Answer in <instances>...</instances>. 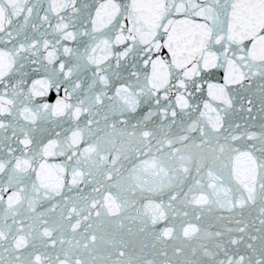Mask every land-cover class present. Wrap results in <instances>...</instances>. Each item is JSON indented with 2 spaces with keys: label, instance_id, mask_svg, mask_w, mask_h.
<instances>
[{
  "label": "snow or ice",
  "instance_id": "snow-or-ice-1",
  "mask_svg": "<svg viewBox=\"0 0 264 264\" xmlns=\"http://www.w3.org/2000/svg\"><path fill=\"white\" fill-rule=\"evenodd\" d=\"M0 264H264V0H0Z\"/></svg>",
  "mask_w": 264,
  "mask_h": 264
}]
</instances>
